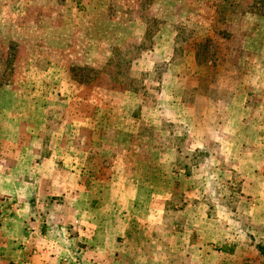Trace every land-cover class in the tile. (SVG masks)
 Returning a JSON list of instances; mask_svg holds the SVG:
<instances>
[{
	"label": "rangeland",
	"instance_id": "1",
	"mask_svg": "<svg viewBox=\"0 0 264 264\" xmlns=\"http://www.w3.org/2000/svg\"><path fill=\"white\" fill-rule=\"evenodd\" d=\"M248 14L264 17V0H0V114L48 123L59 134L75 109L91 115L85 123L98 121L109 142L134 148V157L143 146L152 161L174 159L179 179L164 226L179 231L148 230L157 243L147 250L164 263L200 264L206 254L210 264H264V230L252 220L255 203L242 177L249 168L236 165L256 149L264 153L257 148L264 119L243 128L236 118L219 119L224 96L232 117L240 95L250 110H264V38L249 40L254 55L240 52L243 32L260 25L244 28ZM69 99L94 105L76 108ZM226 127L229 139L219 133ZM206 130L209 151L198 148ZM172 237L179 250H171ZM225 241L242 244L241 253H222Z\"/></svg>",
	"mask_w": 264,
	"mask_h": 264
},
{
	"label": "crops",
	"instance_id": "2",
	"mask_svg": "<svg viewBox=\"0 0 264 264\" xmlns=\"http://www.w3.org/2000/svg\"><path fill=\"white\" fill-rule=\"evenodd\" d=\"M245 18L242 20L246 29L253 30V22L260 24L252 33L243 32L242 37L246 42L240 52L254 55L248 47L249 40L264 38V17L248 14ZM258 48L264 50L262 44ZM221 101L225 103L219 113L223 124L237 119L243 128L248 120L264 119V110H250L244 95H240L239 102L235 99L241 104L235 117L226 96ZM65 102L75 104L76 108L82 103L94 105L90 100ZM69 111L61 124H65L64 131L59 134L49 129L48 123L41 127L22 116L0 114V150L6 155V159L0 158V264H167L154 250H147L148 242L151 246L157 243L152 234L149 238L148 230L176 234L179 231L178 224L171 230L164 226L167 206L173 200L174 185L179 179L173 170L174 159L152 161L150 152L147 156L142 154L143 146L134 157L135 150L127 143L109 142V136L99 130L98 121L95 125L85 123L91 115L83 118L81 112ZM178 116L173 120L181 123ZM111 129L121 132L120 127ZM219 133L231 137L227 127ZM211 134L208 130L202 134L203 146L198 148L209 151ZM258 142L257 148L264 147ZM224 143L221 139L222 153L229 155ZM249 149L251 154L252 148ZM258 152L256 149L253 159L236 165L249 168L242 177L255 203L251 208L252 220L258 229L264 230V153ZM171 153L174 157L173 148ZM235 154L239 155V150ZM151 200L156 204L147 207ZM220 246L225 255L237 254L242 248V244L226 241ZM174 248L179 250V242L172 237L171 250ZM209 258L205 254L197 262L210 264Z\"/></svg>",
	"mask_w": 264,
	"mask_h": 264
},
{
	"label": "trees",
	"instance_id": "3",
	"mask_svg": "<svg viewBox=\"0 0 264 264\" xmlns=\"http://www.w3.org/2000/svg\"><path fill=\"white\" fill-rule=\"evenodd\" d=\"M258 248L260 249V251H261L262 253H264V247H263V246H258Z\"/></svg>",
	"mask_w": 264,
	"mask_h": 264
}]
</instances>
